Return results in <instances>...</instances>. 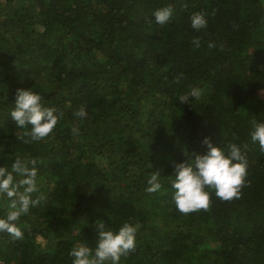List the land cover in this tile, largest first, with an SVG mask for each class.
I'll use <instances>...</instances> for the list:
<instances>
[{
    "label": "trees",
    "instance_id": "16d2710c",
    "mask_svg": "<svg viewBox=\"0 0 264 264\" xmlns=\"http://www.w3.org/2000/svg\"><path fill=\"white\" fill-rule=\"evenodd\" d=\"M168 5L172 19L156 23ZM195 12L204 28H192ZM31 87L62 113L40 141L10 117L16 90ZM193 87L199 99L181 104ZM254 121H264V0H0V166L37 159L41 197L18 222L21 238L0 232V258L72 264V247H95L96 225L127 222L136 246L120 264H264ZM205 136L238 144L247 175L238 197L208 189L206 209L183 213L166 176L207 150ZM151 171L165 176L160 192L145 191Z\"/></svg>",
    "mask_w": 264,
    "mask_h": 264
},
{
    "label": "clouds",
    "instance_id": "9594fccd",
    "mask_svg": "<svg viewBox=\"0 0 264 264\" xmlns=\"http://www.w3.org/2000/svg\"><path fill=\"white\" fill-rule=\"evenodd\" d=\"M158 24L168 23L174 9L171 5L162 6L152 13ZM193 29L204 28L207 24L203 12L190 16ZM195 47L200 46L199 39H194ZM209 47H212L209 44ZM202 89L193 87L179 97L181 104L199 99ZM14 107L10 112L11 119L20 129H26V135L32 141L49 137L62 117V113L53 106H47L39 92L31 88H18L15 93ZM86 105H81L75 113L78 118L87 116ZM78 134V129L73 128ZM250 139L258 142L264 149V121H254L250 128ZM202 144L206 151L196 154L191 160L175 163L172 174L166 176L172 191V200L177 209L183 213L206 209L210 203V192L213 189L220 199L230 200L239 196V189L247 175L248 162L246 154L236 143H230L227 151L221 146H214L211 139L203 137ZM38 161L35 158L17 157L9 167L0 166V197H6L3 215H0V232H6L14 238H21L23 231L19 226L22 216L35 207L41 197H33L39 192ZM158 171H151L146 180L145 191L157 193L164 185ZM137 225L123 223L117 229L101 223L96 225L95 247L86 243L72 247L68 255L72 264H120L121 257L136 246ZM2 259V258H0ZM3 260V259H2ZM4 261V260H3ZM5 263V261H4Z\"/></svg>",
    "mask_w": 264,
    "mask_h": 264
},
{
    "label": "built area",
    "instance_id": "2783aa9c",
    "mask_svg": "<svg viewBox=\"0 0 264 264\" xmlns=\"http://www.w3.org/2000/svg\"><path fill=\"white\" fill-rule=\"evenodd\" d=\"M0 264H5L4 261L2 259H0Z\"/></svg>",
    "mask_w": 264,
    "mask_h": 264
}]
</instances>
